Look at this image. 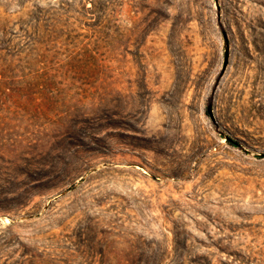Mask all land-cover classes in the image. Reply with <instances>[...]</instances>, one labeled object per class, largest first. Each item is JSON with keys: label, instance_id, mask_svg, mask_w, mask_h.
Masks as SVG:
<instances>
[{"label": "rangeland", "instance_id": "1", "mask_svg": "<svg viewBox=\"0 0 264 264\" xmlns=\"http://www.w3.org/2000/svg\"><path fill=\"white\" fill-rule=\"evenodd\" d=\"M0 264H264V0H0Z\"/></svg>", "mask_w": 264, "mask_h": 264}, {"label": "water", "instance_id": "2", "mask_svg": "<svg viewBox=\"0 0 264 264\" xmlns=\"http://www.w3.org/2000/svg\"><path fill=\"white\" fill-rule=\"evenodd\" d=\"M209 112H210V113L212 112L211 108L209 109Z\"/></svg>", "mask_w": 264, "mask_h": 264}, {"label": "trees", "instance_id": "3", "mask_svg": "<svg viewBox=\"0 0 264 264\" xmlns=\"http://www.w3.org/2000/svg\"><path fill=\"white\" fill-rule=\"evenodd\" d=\"M232 141V139H230Z\"/></svg>", "mask_w": 264, "mask_h": 264}]
</instances>
